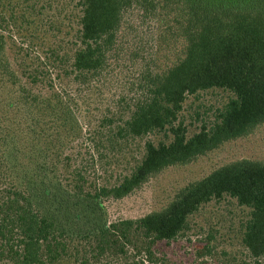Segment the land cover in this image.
<instances>
[{"label": "trees", "instance_id": "16d2710c", "mask_svg": "<svg viewBox=\"0 0 264 264\" xmlns=\"http://www.w3.org/2000/svg\"><path fill=\"white\" fill-rule=\"evenodd\" d=\"M130 10L157 19V40L177 50L181 46L182 54L162 73L148 69L146 96L136 100L122 127L116 112L101 116L94 132L107 127L111 144L121 133L143 137L168 128L172 136L168 143L146 141L132 172L114 187L98 189L113 199L264 122V0H82L69 73L74 83L90 84L92 76L100 79L108 72ZM19 78L0 34V264H106L105 258L116 264H158L153 246L175 239L203 204L224 195L250 210L243 243L253 258H264V163L246 159L190 183L159 212L86 231L59 226L35 207L33 191L41 182L35 174L28 176L25 163L40 158L41 143L55 148L50 160H60L56 145L44 141L43 117L62 127L68 119L74 122L78 104L69 93L28 92ZM214 88L234 97L211 128L187 138L182 124L175 125L186 96ZM72 130L81 133L78 123Z\"/></svg>", "mask_w": 264, "mask_h": 264}, {"label": "rangeland", "instance_id": "374dc122", "mask_svg": "<svg viewBox=\"0 0 264 264\" xmlns=\"http://www.w3.org/2000/svg\"><path fill=\"white\" fill-rule=\"evenodd\" d=\"M81 3L82 0H0V34L5 37L12 69L26 91L42 96L52 90L69 93L78 104L72 112L74 122L68 119L62 127L43 117L44 141L56 145L60 160H50L55 148L41 143V153H37L40 158L25 163L28 176L35 174L41 182L33 191L39 211L66 229L86 231L159 212L187 185L221 166L243 159L264 163L261 122L245 136L152 175L121 199L101 195L99 188L114 187L132 172L143 157L146 141L158 144L172 139L165 128L143 137L121 133V139L111 144L107 127L94 132L101 127V116L116 112L122 127V120L132 113L136 100L146 96L144 77L148 69L164 72L182 50L181 46L177 50L157 40V19L152 15L141 18L136 10H130L124 14L108 72L100 79L92 76L90 84L74 83L69 73L80 28ZM233 97L231 92L217 88L188 95L175 125L182 124L187 138L203 127L209 129ZM87 116L91 117L86 120ZM76 123L81 127L78 135L72 130ZM32 156L36 157H28ZM249 218L250 210L227 195L203 204L175 239L153 246L158 264H264V258H253L243 243ZM105 259L106 264H116L114 259Z\"/></svg>", "mask_w": 264, "mask_h": 264}]
</instances>
